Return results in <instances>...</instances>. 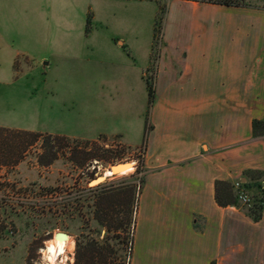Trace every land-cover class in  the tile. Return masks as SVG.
I'll return each mask as SVG.
<instances>
[{
	"label": "rangeland",
	"instance_id": "obj_1",
	"mask_svg": "<svg viewBox=\"0 0 264 264\" xmlns=\"http://www.w3.org/2000/svg\"><path fill=\"white\" fill-rule=\"evenodd\" d=\"M239 1L264 7V0ZM115 2L0 0L4 37L0 52V127L51 133L72 130L79 123L105 125L118 119L128 128L124 142L132 146L99 137L94 140L95 147L99 153L111 150L107 159L77 167L66 152L42 167L35 160L36 153L41 152L39 142L30 144L26 138L22 160L18 161L15 139L5 141L7 147L0 140V264L45 262L47 243L56 232L66 233L73 243L71 251L59 259L63 258V264H74L76 235L87 230L85 204L81 215L68 209L56 216L43 209L55 201L66 205L75 195L85 196L88 188L100 190L110 184L127 183L134 184L135 190L141 188L144 150L143 146H133L146 143L145 124L153 121L155 101H165L164 94L180 83L178 70L183 68L182 58L186 55L180 50L188 44L187 29L193 11L188 3L178 0H143L141 16L131 19L129 26L128 18H116L129 8ZM155 23L158 27L154 32ZM117 40L123 46L116 44ZM48 60L52 63L43 71ZM93 73H98L97 83L92 81ZM119 76L124 77L120 80ZM145 78L155 94L151 103ZM92 110L100 119L93 116ZM257 139L264 143L263 138ZM121 161L135 164L131 163L126 173L121 169L105 175L111 172L110 166ZM240 177L246 182L243 188L250 206L264 204V171L245 169ZM236 181L240 180L228 182L233 185ZM47 188L59 190L60 196L37 200L35 193ZM250 206L237 199L234 207L244 213ZM260 233L264 234V222ZM129 252L127 242L119 251L125 264Z\"/></svg>",
	"mask_w": 264,
	"mask_h": 264
},
{
	"label": "crops",
	"instance_id": "obj_2",
	"mask_svg": "<svg viewBox=\"0 0 264 264\" xmlns=\"http://www.w3.org/2000/svg\"><path fill=\"white\" fill-rule=\"evenodd\" d=\"M116 1L129 8L117 20L141 16L143 0ZM178 1L193 11L180 50L186 55L178 86L155 101L146 143L133 146H143L144 156L129 264H264V210L252 221L214 197L215 181L242 182L243 170L264 171V143L251 130L253 119H264V7ZM3 44L0 29V52ZM89 123L48 134L132 147L124 121Z\"/></svg>",
	"mask_w": 264,
	"mask_h": 264
},
{
	"label": "trees",
	"instance_id": "obj_3",
	"mask_svg": "<svg viewBox=\"0 0 264 264\" xmlns=\"http://www.w3.org/2000/svg\"><path fill=\"white\" fill-rule=\"evenodd\" d=\"M207 3H215L225 6H240L239 0H192ZM164 13V9H159ZM158 21L161 20L157 17ZM158 24L155 23L154 32L157 31ZM148 94L149 103L154 100V90L148 79H144ZM148 121L145 124V132L150 129ZM252 137H261L264 140V119H253L251 122ZM15 139V146L18 148V161L22 160V153L25 149V139L29 138V143H40L41 152L36 153L37 165L45 167L51 165L60 156L68 152L69 161L75 166L81 167L86 162L107 159L111 150L104 149L99 153L94 140H82L69 138L64 135H53L41 132H28L22 130H9L0 127V140L2 145L7 147L8 139ZM67 150V151H66ZM6 152L8 149L5 150ZM4 164V163H2ZM246 186V182H241ZM142 184V180H140ZM140 186L135 190V185L127 183L121 186L107 185L100 190L88 188L85 196L75 195L71 202L63 204L55 202L54 205L44 208V211L51 212L56 216L65 214L68 209L71 212L81 215L85 204L86 217L85 225L87 230L80 231L76 235L74 248V264H125L123 255L119 253L123 245L129 243L131 252L132 235L134 229L135 213L138 205ZM40 190V189H39ZM215 201L219 206H236L237 197L233 191V185L228 181L217 180L214 184ZM57 189H41L35 193V198L53 195L60 196ZM60 201V199H59ZM261 201V199L259 200ZM38 204V201L35 202ZM84 203V204H83ZM67 206V207H66ZM53 207V208H52ZM264 204L253 203L244 213L252 221H258L262 217ZM92 224V225H91ZM101 231L102 234H101ZM130 232V233H129ZM131 234V237L128 235ZM129 252V256H130ZM29 257H27L28 260ZM129 264V261H128Z\"/></svg>",
	"mask_w": 264,
	"mask_h": 264
},
{
	"label": "bare ground",
	"instance_id": "obj_4",
	"mask_svg": "<svg viewBox=\"0 0 264 264\" xmlns=\"http://www.w3.org/2000/svg\"><path fill=\"white\" fill-rule=\"evenodd\" d=\"M131 163H129V164H127L121 168V169H123L122 173H126L127 171H129L131 169ZM121 169H119V170H121ZM111 173L113 174L112 171L111 172L107 171V172H105V175H110ZM60 233H63V232H60ZM64 234H65V237H61V239L56 238V239L51 240L49 243H47L46 250L44 252L45 262H43L41 264H54V263L63 264V260H62L63 258H61V259H59V258L61 256L63 257L66 252L71 251V249L73 247L72 241H70L67 238L66 233H64Z\"/></svg>",
	"mask_w": 264,
	"mask_h": 264
},
{
	"label": "built area",
	"instance_id": "obj_5",
	"mask_svg": "<svg viewBox=\"0 0 264 264\" xmlns=\"http://www.w3.org/2000/svg\"><path fill=\"white\" fill-rule=\"evenodd\" d=\"M120 161V160H119ZM124 161H121V163H123ZM120 163V162H119ZM133 165L135 164V162H132ZM233 188L235 190V193H236V197L238 199V201H240L243 205H248L250 206L249 204V198L245 192V189L243 188L242 186V183L241 181H236L234 184H233Z\"/></svg>",
	"mask_w": 264,
	"mask_h": 264
},
{
	"label": "water",
	"instance_id": "obj_6",
	"mask_svg": "<svg viewBox=\"0 0 264 264\" xmlns=\"http://www.w3.org/2000/svg\"><path fill=\"white\" fill-rule=\"evenodd\" d=\"M129 163H131V162H123V163H117V164H114V165H112V166H110L109 167V169L113 172V174H115V172L116 171H118L119 169H121L123 166H125V165H127V164H129ZM133 164V163H132ZM97 179H99V178H96L94 181H96ZM93 182V181H92ZM91 182V183H92ZM63 235V236H62ZM61 237H65V234L64 233H58V232H56L55 234H54V239H56V238H59V239H61ZM54 264H59V263H54Z\"/></svg>",
	"mask_w": 264,
	"mask_h": 264
}]
</instances>
